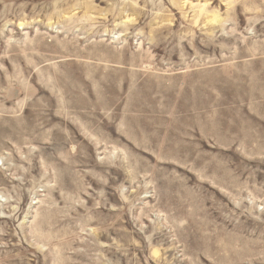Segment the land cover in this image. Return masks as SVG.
Instances as JSON below:
<instances>
[{"label":"rangeland","instance_id":"rangeland-1","mask_svg":"<svg viewBox=\"0 0 264 264\" xmlns=\"http://www.w3.org/2000/svg\"><path fill=\"white\" fill-rule=\"evenodd\" d=\"M0 264H264V0H0Z\"/></svg>","mask_w":264,"mask_h":264}]
</instances>
